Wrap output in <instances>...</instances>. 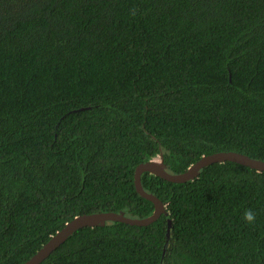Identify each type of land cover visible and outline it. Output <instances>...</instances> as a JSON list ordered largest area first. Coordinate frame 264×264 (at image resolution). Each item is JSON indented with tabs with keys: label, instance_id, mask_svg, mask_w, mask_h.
<instances>
[{
	"label": "trees",
	"instance_id": "1",
	"mask_svg": "<svg viewBox=\"0 0 264 264\" xmlns=\"http://www.w3.org/2000/svg\"><path fill=\"white\" fill-rule=\"evenodd\" d=\"M220 151L264 161V0H0V264L78 215L150 216L139 164ZM141 182L168 216L79 228L40 264H264V171Z\"/></svg>",
	"mask_w": 264,
	"mask_h": 264
},
{
	"label": "water",
	"instance_id": "2",
	"mask_svg": "<svg viewBox=\"0 0 264 264\" xmlns=\"http://www.w3.org/2000/svg\"><path fill=\"white\" fill-rule=\"evenodd\" d=\"M155 157L147 162L141 163L135 170V185L137 191L146 199L150 200L154 204V212L145 218H131L125 214V212H95L90 214H82L74 217L66 225L57 231L44 246L39 249L29 260L23 264H40L42 263L56 248H58L67 238L73 234L76 230L82 227L90 226L94 227L98 224L109 221H121L131 225L146 226L156 221L162 214L168 216L166 205L154 194L144 190L141 182V176L144 172L154 174L165 180L182 183L189 180H193L197 177L200 171L211 164L223 163L226 161L237 162L259 172L264 171V161L260 159L252 158L246 154L235 151H220L207 155H203L199 160L192 164L187 170L182 173H173L166 170L163 162V158ZM171 223L169 221V231ZM168 231V235H169Z\"/></svg>",
	"mask_w": 264,
	"mask_h": 264
},
{
	"label": "clouds",
	"instance_id": "3",
	"mask_svg": "<svg viewBox=\"0 0 264 264\" xmlns=\"http://www.w3.org/2000/svg\"><path fill=\"white\" fill-rule=\"evenodd\" d=\"M132 15H135V11L132 12ZM256 219V213L252 209H245L243 213V220L248 224H253Z\"/></svg>",
	"mask_w": 264,
	"mask_h": 264
},
{
	"label": "rangeland",
	"instance_id": "4",
	"mask_svg": "<svg viewBox=\"0 0 264 264\" xmlns=\"http://www.w3.org/2000/svg\"><path fill=\"white\" fill-rule=\"evenodd\" d=\"M157 159H159V157Z\"/></svg>",
	"mask_w": 264,
	"mask_h": 264
}]
</instances>
